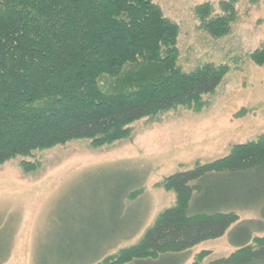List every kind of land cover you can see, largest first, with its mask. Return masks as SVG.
Here are the masks:
<instances>
[{
  "label": "trees",
  "instance_id": "obj_1",
  "mask_svg": "<svg viewBox=\"0 0 264 264\" xmlns=\"http://www.w3.org/2000/svg\"><path fill=\"white\" fill-rule=\"evenodd\" d=\"M235 5L220 1L215 14L206 3L194 14L204 32L220 39L236 22ZM178 35L154 0H0V166L73 140L99 146L124 139L128 126L144 118L200 107L229 67L182 72ZM248 58L264 67V43ZM157 187L172 192L174 204L105 264H174L169 255L221 238L239 211L253 209L258 219L229 233L236 250L207 264H264V237H253L264 232V136ZM207 255L191 264H205Z\"/></svg>",
  "mask_w": 264,
  "mask_h": 264
},
{
  "label": "rangeland",
  "instance_id": "obj_2",
  "mask_svg": "<svg viewBox=\"0 0 264 264\" xmlns=\"http://www.w3.org/2000/svg\"><path fill=\"white\" fill-rule=\"evenodd\" d=\"M220 1L154 0L179 28L182 72L206 64L229 67L200 107L178 106L144 118L128 126L124 139L99 146L93 139L73 140L0 166V264H105L135 245L174 204V194L157 187L165 178L264 136V67L248 58L264 43V0H235L229 35L213 39L194 9L207 3L220 14ZM134 190L139 194L129 200ZM256 219L255 209L239 211L221 238L169 256L174 264H191L203 252L205 264L226 258L236 250L229 233Z\"/></svg>",
  "mask_w": 264,
  "mask_h": 264
}]
</instances>
